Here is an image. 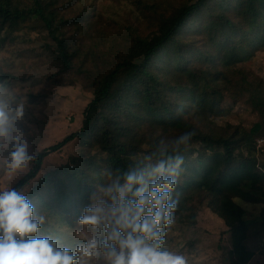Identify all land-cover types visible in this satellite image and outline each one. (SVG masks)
<instances>
[{
    "label": "trees",
    "instance_id": "obj_1",
    "mask_svg": "<svg viewBox=\"0 0 264 264\" xmlns=\"http://www.w3.org/2000/svg\"><path fill=\"white\" fill-rule=\"evenodd\" d=\"M33 32L51 42L37 62L56 70L29 94L34 147L55 89L79 85L93 97L81 130L36 151L14 185L23 191L37 178L25 194L46 217L41 234L75 226L103 170H126L161 138L194 131L181 153L175 225H194L206 207L228 228L231 264H245L249 226L239 200L264 201L256 156L264 152V79L248 64L264 48V0H0V47ZM15 71L0 59V77L18 79ZM228 98L255 116L250 130L217 124L215 106ZM75 139L78 154L38 177L44 160Z\"/></svg>",
    "mask_w": 264,
    "mask_h": 264
},
{
    "label": "clouds",
    "instance_id": "obj_2",
    "mask_svg": "<svg viewBox=\"0 0 264 264\" xmlns=\"http://www.w3.org/2000/svg\"><path fill=\"white\" fill-rule=\"evenodd\" d=\"M25 90L0 77V264H190L167 237L176 224L182 152L194 131L161 138L126 169H105L76 223L74 242L41 234L46 217L13 186L37 159ZM175 193V195H174Z\"/></svg>",
    "mask_w": 264,
    "mask_h": 264
},
{
    "label": "rangeland",
    "instance_id": "obj_3",
    "mask_svg": "<svg viewBox=\"0 0 264 264\" xmlns=\"http://www.w3.org/2000/svg\"><path fill=\"white\" fill-rule=\"evenodd\" d=\"M2 35L5 36L6 33ZM21 37H17L15 42L9 41L0 47V59L10 58L15 63V75L18 79L11 81L25 90L28 102L29 94L40 91L45 85L46 78L56 70L49 65L37 62V56L44 54L46 48L51 45L50 41L39 38L35 32ZM21 53L25 56H21ZM248 64L259 77L264 79V48L255 54ZM92 98V95L79 85L55 89L46 100L44 112L48 116V121L41 138L37 141L36 150L42 151L50 148L62 142L66 137L78 133L82 128L84 112ZM215 115L219 126L227 123L240 124L247 130H250L255 120V116L247 107L229 98L215 106ZM33 127L35 129V124ZM263 144L264 142L260 145ZM78 148L79 140L75 139L60 151L50 154L44 160L38 177L66 163L69 156L78 154ZM244 153L245 156L249 155L247 151ZM256 156L259 162L264 161L263 150H259ZM32 166L22 177L30 171ZM0 173V187L7 186L2 169ZM22 177L15 180L13 186ZM36 181L37 178L23 192L27 193ZM239 204L244 209V218L249 226L244 262L245 264H264V201L239 200ZM79 227L77 223L72 228L60 224L51 231L54 237L61 239L64 243H72L74 237L79 234L77 232ZM167 240L173 250L183 251L189 256L190 264H231L229 254L232 246L228 228L224 221L206 207L198 212L194 225H174Z\"/></svg>",
    "mask_w": 264,
    "mask_h": 264
},
{
    "label": "built area",
    "instance_id": "obj_4",
    "mask_svg": "<svg viewBox=\"0 0 264 264\" xmlns=\"http://www.w3.org/2000/svg\"><path fill=\"white\" fill-rule=\"evenodd\" d=\"M261 142V143H260ZM264 142V140H259V145L262 144Z\"/></svg>",
    "mask_w": 264,
    "mask_h": 264
}]
</instances>
